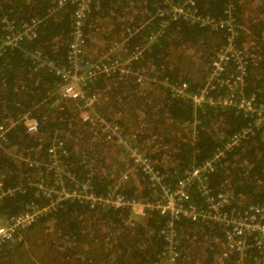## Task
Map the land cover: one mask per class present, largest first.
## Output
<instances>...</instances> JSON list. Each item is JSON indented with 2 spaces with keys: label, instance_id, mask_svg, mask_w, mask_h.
I'll list each match as a JSON object with an SVG mask.
<instances>
[{
  "label": "trees",
  "instance_id": "trees-1",
  "mask_svg": "<svg viewBox=\"0 0 264 264\" xmlns=\"http://www.w3.org/2000/svg\"><path fill=\"white\" fill-rule=\"evenodd\" d=\"M195 4L200 13L215 17L222 16L224 9L232 4L239 22L241 12L243 13L238 0H195ZM52 5L53 0H0V34L6 33L4 25L8 21L17 25L35 15L43 17ZM158 5V0H101L98 9H92L89 15L85 34H88V25H92V20L97 16H105L112 11L122 15L124 7L132 6L137 9L138 14L134 20L138 22L146 17L141 12L153 14ZM64 9L47 16L39 24L36 38L19 41L18 46L6 48L0 57V113L18 118L29 111L40 126V135L34 137L26 134L22 125L18 124L9 133V142L17 146V149H35L40 146L36 157L38 160L45 158L44 151L53 136L63 138L72 133L71 128L75 122L69 119L77 117L76 108L72 113L66 108V103H71L72 109L75 107L70 100H61L60 106L63 108L56 110L54 102L57 100V77L35 70L26 54L27 51L39 49L49 58L65 63L66 42L72 26L71 5H66ZM257 11L259 16L256 19L261 18L257 22L260 23L250 24L249 32L253 36L251 41L256 47L254 50L259 53H254L242 87L246 95H254L256 108L264 104V7ZM157 23L158 19H154L152 24L130 36L123 49L130 51L136 45L144 43L148 32ZM118 26L116 24L115 30ZM246 35L239 36L237 41H244ZM223 36L222 31H212L183 20L171 22L158 39L146 46L142 58L133 65L147 69L150 76L158 77L159 80L166 79L168 84L185 82L186 92L193 94L202 87L205 68L214 49L225 40ZM179 47L189 50L191 58L198 56L202 69L201 78L191 74L182 54L176 56L175 51ZM173 57H176L174 61ZM110 80L112 79L98 78L87 85V91L108 95L112 109L127 108L131 118H124L128 119L125 129L130 134L136 132L135 141L141 148L143 141H150L147 151L157 161V169L171 183L184 169L211 157L214 150L233 134L249 128L248 134L226 151L217 163L209 176V186L214 192H231L232 203L236 206L264 202V124L254 125L255 113L212 107L206 103L194 106L190 99L171 96L169 88L165 89L159 83V87L164 89V96L159 99L160 102H156L150 98V93L143 96L140 93L141 96L137 97L135 90L138 85L131 82L123 85L118 81L117 86L107 82ZM212 92L224 95L226 90L219 88ZM143 107L144 118L147 115L154 117L148 120L142 117L144 124L149 127L138 128L141 121L133 120H137L139 110ZM123 122L120 121L121 124ZM132 122H137V127L131 125ZM82 128L88 133L84 141H89V130L85 126ZM159 144L160 147L157 146ZM85 146L94 148L89 142ZM79 153L73 150V142L66 143L61 156L67 168L78 179H88L97 193L111 191L113 180L98 174L97 169L95 170L97 162L91 156H85L90 152L81 150ZM0 171H6V182L9 185H14L19 180L25 181L26 175L30 176L33 172L24 169L22 175H17L13 161L1 151ZM122 192L131 199L149 201L153 197L146 178L140 175L125 182ZM193 198L199 205L203 203L198 193H194ZM30 201L47 203L36 190L29 188L24 194L5 199L0 205V215H14ZM129 216L130 209L127 207L92 210L78 201H66L38 222L41 225L48 222L46 230L49 229V232L46 231V234L53 236L56 241L55 245L49 246L44 262L38 258L37 253L36 258H32L33 251L30 253L26 248L20 250L21 243L14 248L9 243H4L0 249V264H264V250L259 251L255 247L246 248L243 253L223 255L221 243L224 239V227L220 224L191 222L184 218L174 222V250L177 257L171 263L167 254L169 242L164 233L167 228L166 216L155 210H148L138 220L129 221ZM28 231L24 235L27 239Z\"/></svg>",
  "mask_w": 264,
  "mask_h": 264
},
{
  "label": "built area",
  "instance_id": "built-area-1",
  "mask_svg": "<svg viewBox=\"0 0 264 264\" xmlns=\"http://www.w3.org/2000/svg\"><path fill=\"white\" fill-rule=\"evenodd\" d=\"M100 1L53 0L54 5L46 9L43 17L35 15L17 25L8 21L4 25L6 33L0 34V57L6 48L18 46L19 41L36 38L38 26L47 16L54 15L60 9L65 10L66 5H71L72 26L66 42L65 63L61 64L49 58L39 49L27 51L26 54L35 70L45 71L57 77L56 97L70 100L75 105L77 119L90 132L89 144L96 147L99 145L97 142H100L119 149L126 155L128 165L115 172V175H108L102 174L103 171L98 169L96 164L95 170L97 169L98 174L113 180L111 191L105 194L97 193L88 179H78L65 165L61 156L65 144L60 137L53 136L42 160L36 158L40 146L35 149H17V146L9 142V133L18 124L22 125L26 134L34 137L40 135L39 121L30 115L29 111L18 118L0 113V151L13 161L17 175H22L24 169L33 171L35 175L33 178L32 173L30 176L27 174L25 181L19 180L14 185H9L6 182V171H0V205L5 199L24 194L29 188L36 190L47 202L43 204L30 201L14 215H0V249L4 243L22 240L27 229L64 202L78 201L92 210L127 207L130 209L129 218L140 219L148 210L165 215L167 228L164 233L169 242L167 254L171 263H174L177 257L174 250V222L183 218L191 222L217 223L223 226V255L243 253L249 247L264 250V202L236 206L232 203V195L225 191L214 192L209 186V176L217 163L226 151L248 134L249 128H243L233 134L214 150L211 157L184 169L171 183L166 179V175H162L157 169V161L149 155L147 145L141 148L136 144V132L126 133L120 122L100 112L101 105L111 103L110 97L98 91H87V85L98 78L118 77L123 82L142 83L144 77L137 72L140 68L134 67V62L142 58L146 46L158 39L171 22L183 20L212 31H222L224 34L225 40L214 49L205 68L202 87L195 93L188 94L185 82L168 84L166 79L159 80L155 76L150 77L152 82L162 84L165 89L168 87L171 96L192 100L194 106L206 103L212 107L234 108L247 114L255 113L254 125L264 124V104L256 108L254 95H246L242 91L247 67L253 60L254 53L259 52L254 50L256 47L251 41L253 36L249 30L237 21L234 6L229 5L224 9L222 16L215 17L200 13L195 0H158L159 5L153 14L144 12L146 17L140 21L122 25V35L119 39L112 40L98 56L87 57L85 28L92 9L97 10ZM154 19H158V23L154 29H150L145 42L130 51L124 50L123 45L130 36L152 24ZM244 32L247 34L244 41H237ZM219 88H225L226 93H211ZM105 100L106 103H103ZM143 126L139 122L138 128ZM89 148L92 149L91 146ZM139 175L146 178L153 192L149 201L127 198L122 192L123 184L129 179L138 178ZM194 193L199 194L202 204L199 205L194 200Z\"/></svg>",
  "mask_w": 264,
  "mask_h": 264
},
{
  "label": "rangeland",
  "instance_id": "rangeland-1",
  "mask_svg": "<svg viewBox=\"0 0 264 264\" xmlns=\"http://www.w3.org/2000/svg\"><path fill=\"white\" fill-rule=\"evenodd\" d=\"M241 2V5H246V0H239ZM121 2V1H120ZM132 5V3H131ZM251 5L254 7L253 11L252 10H245L241 15H240V22L245 26V28H248V24H249V19L254 16L255 12L257 10H259L260 8L264 7V0H252L251 1ZM138 12L137 9H133L132 6L129 7H124L122 10V15H119L118 12H109L108 15L105 16H97L93 21V24L88 25V34L86 35L88 37V39L86 40V44H85V54L87 57H90L88 55V53L90 54V51L94 48V46L91 47V44L94 45H105L108 41H112L115 39H119L120 36L122 35V25H126L130 22H136L134 19L137 16ZM141 15L144 16L145 13L141 12ZM141 16V17H142ZM114 17V18H113ZM259 19L261 18H255V23H257L259 21ZM253 20V19H252ZM253 21V22H254ZM260 23V22H259ZM257 23V24H259ZM116 24H119V26L116 29ZM115 27V28H114ZM121 27V28H120ZM120 29V30H119ZM245 35V32H244ZM213 39L216 40V37H213ZM107 48V47H106ZM124 52V51H123ZM176 52V56L179 54H182L185 57V65H188V69H191V74L194 76H200L202 75V69L200 68V60L198 58V56H193V58H191L190 56L192 55L191 52L189 50H183L180 47L177 49ZM176 58V57H175ZM175 58H172V61L175 60ZM137 72L139 74H142L144 79L142 81V83H138V84H134L135 86L138 85V87H136V93H138L136 96H143L146 93H150V98L151 99H155L156 102H160L161 98L164 96V91L159 88V84L157 82H152L149 75V71L147 69H137ZM114 78V79H113ZM110 78L112 80L107 81L110 83H114V85L119 84L118 81H121L120 79H118V77H113ZM202 79H204L202 77ZM133 81V80H132ZM123 85H126V83L128 82H123ZM134 82V81H133ZM111 86V85H110ZM141 93V95H139ZM120 97V96H118ZM160 99V100H159ZM60 101L61 99H57L54 104L56 106V110H60L63 108V106H60ZM64 101H69V100H64ZM71 102V101H69ZM71 103H66V108L68 109L69 112H74L75 107L72 109L71 108ZM117 106H119L117 104ZM124 106V104H123ZM120 107V106H119ZM72 109V110H71ZM127 109V108H126ZM126 109H112L111 105L109 103L103 104L100 106V112L104 113V115H110L113 118H115L117 120V122L120 121H124L123 124H121V127L124 129V131L127 132V130L125 129V125L128 121V119H130V113H128L126 111ZM142 109H145V107L141 108L138 113L137 116V120H133V122L138 121V119L141 121V123L145 126V127H149L148 124H144V119L148 120L150 118H153L154 116H149L147 115L145 118L143 117V113H142ZM136 112V111H135ZM128 116L129 118L124 120V118ZM142 117L144 119H142ZM70 121H74V125L72 126V133L69 134L68 136H64L63 138H61L64 141V144L66 145V143L69 141L70 143L73 142V150L75 149L76 152H80L81 150H87L90 152L89 155H85V156H91L94 159V162H97V168L101 169L103 171L102 174L104 173H112L111 175H115L117 171H121L123 170L127 165H128V159L126 157V155H124L119 149L112 147V146H107L104 145L100 142L99 145H96V147L90 149L89 146H85V144L88 143V140L84 139L86 138V135H88V133L82 128V122L80 120L71 118L69 119ZM131 123V125H137L138 123ZM143 126V127H144ZM71 127V125L69 126ZM137 127V126H136ZM144 127V128H145ZM87 129V128H85ZM88 130V129H87ZM151 132V131H150ZM150 144V141L146 139V141L142 142V146L143 148L146 147V145L148 146ZM85 146V149H82ZM158 147H160V144L157 145ZM80 154V153H79ZM81 156V155H80ZM107 175V176H108ZM34 173H32L31 177H34ZM226 193L228 195H231V192L226 191ZM243 204V203H242ZM131 220H138L137 218L134 217H130L129 221ZM39 221H37L34 225H32L30 227V230L27 229L24 233H23V238L22 240L18 241V242H10V247L14 248L15 246H17L18 244L21 243V249H25L28 250L30 253H32L31 251L34 252V254H32V258H36L35 254L37 253L38 258H41V261L44 262L43 259H45L47 253H48V248L50 245H55L56 241L55 238L53 236H49L46 234V231L49 232V229L46 230V228H48V222H45L44 224H39ZM29 230V231H28ZM28 231V239L26 237H24L25 233ZM22 241V242H21ZM34 241H37L36 243L33 244ZM55 242V243H54ZM221 247L223 249V243H221Z\"/></svg>",
  "mask_w": 264,
  "mask_h": 264
},
{
  "label": "crops",
  "instance_id": "crops-1",
  "mask_svg": "<svg viewBox=\"0 0 264 264\" xmlns=\"http://www.w3.org/2000/svg\"><path fill=\"white\" fill-rule=\"evenodd\" d=\"M248 1V2H247ZM246 1V5H242V8L241 9H243V12L245 11V10H252L253 11V9H254V7L251 5V1L252 0H247ZM238 2H239V4H240V6H241V2L238 0ZM241 14H242V12H241ZM257 16H259L258 15V11H256L255 12V14H254V16H252L250 19H249V24L247 25L248 26V28H249V25L250 24H252V23H255V18L257 17ZM253 19V20H252ZM254 21V22H253ZM110 42H111V40L110 41H108L105 45H102V46H100V45H94V44H91V47L92 46H94V48L90 51V54L88 53V55L90 56V57H96V56H98L102 51H104L105 49H106V47H108V45L110 44ZM138 93H136V95H137Z\"/></svg>",
  "mask_w": 264,
  "mask_h": 264
}]
</instances>
